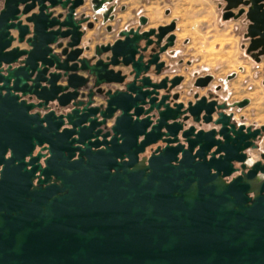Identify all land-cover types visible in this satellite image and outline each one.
I'll return each mask as SVG.
<instances>
[{
  "label": "water",
  "instance_id": "1",
  "mask_svg": "<svg viewBox=\"0 0 264 264\" xmlns=\"http://www.w3.org/2000/svg\"><path fill=\"white\" fill-rule=\"evenodd\" d=\"M112 1L89 0L90 20L75 12L85 0H0V104L15 125L1 146L0 264H264V156L246 163L264 126L228 112L248 99L178 102L182 77H161L160 61L175 21L141 31L140 17L82 45ZM223 2L264 59V0Z\"/></svg>",
  "mask_w": 264,
  "mask_h": 264
},
{
  "label": "rangeland",
  "instance_id": "2",
  "mask_svg": "<svg viewBox=\"0 0 264 264\" xmlns=\"http://www.w3.org/2000/svg\"><path fill=\"white\" fill-rule=\"evenodd\" d=\"M142 1L159 9L161 22L175 20L177 23L179 57L191 61L178 67V72L185 76L183 88H192L196 77L210 74L213 80L209 86L220 85L217 93L226 102L248 99L246 106L234 108L237 121L253 127L264 126V59L260 57L256 61L245 51L248 44L245 17H239L243 22L233 26L224 23L221 18L223 0ZM100 36L105 38L104 30ZM208 90L196 89L202 94ZM263 144L264 137L260 149ZM258 152H251L253 159Z\"/></svg>",
  "mask_w": 264,
  "mask_h": 264
},
{
  "label": "crops",
  "instance_id": "3",
  "mask_svg": "<svg viewBox=\"0 0 264 264\" xmlns=\"http://www.w3.org/2000/svg\"><path fill=\"white\" fill-rule=\"evenodd\" d=\"M111 5L113 6V12H112L113 19L103 22L101 20V17L98 16L97 22H95L94 27L91 30L85 29V34L81 39L82 45L88 44L90 48L93 49V47L96 45L111 43L117 38V34L119 31L130 27L135 28L138 25V18L142 15L145 16L148 20L147 26L143 29H148L150 27H157L159 25L167 24V22H161V15L158 13L159 9L157 7L147 6L148 4H146L142 0H113ZM221 7L223 9L224 2L221 4ZM54 11L63 12L60 10V8H56L54 9ZM83 11H85V15L90 16L91 18L95 16L90 10L89 0H85L84 5L77 8L75 12L77 14H80ZM164 11L166 14L168 13L167 9H165ZM135 12H139V13L135 15ZM223 21L224 23L232 26L235 25L237 22H243L242 18L229 19ZM109 27L111 28V31L108 30ZM176 28H177V23L175 22V30L173 31V34L175 36L174 45L168 49L167 53L161 56V59L165 60V62L170 65L171 67L169 71L170 76H172L173 74L182 75L185 81V76L183 75V73L178 72V67L179 65L180 66H183L185 64L188 65L189 63H191V61H189L188 58L179 57V49H180V46L178 44L179 32L176 30ZM103 30L105 32L104 39H102L100 36V33ZM183 83L178 87V89L183 88ZM214 87L215 86L213 87L209 86L207 87V90L213 89ZM191 89L192 91H196V89L193 88V86ZM181 95H182L180 97L181 99L189 98L185 96L186 95L185 93ZM234 117H235V113H234Z\"/></svg>",
  "mask_w": 264,
  "mask_h": 264
},
{
  "label": "flooded vegetation",
  "instance_id": "4",
  "mask_svg": "<svg viewBox=\"0 0 264 264\" xmlns=\"http://www.w3.org/2000/svg\"><path fill=\"white\" fill-rule=\"evenodd\" d=\"M140 17H144L145 19H146V22H145V24L144 25H142V26H140V29H141V31H147V30H149V29H157L159 26H165V25H167V24H169L171 21H173V20H171L169 23H167V24H163V25H159V26H157V27H150V28H148V29H143V28H145L146 26H147V18L145 17V16H140ZM139 17V18H140ZM139 18H138V25H139ZM90 20H92V18L90 19ZM137 25V26H138ZM136 26V27H137ZM131 28V27H130ZM133 28V27H132ZM175 30V29H174ZM109 31H111V28H110V30ZM172 34H173V32H172ZM174 35V34H173ZM175 41V40H174ZM164 42V41H163ZM163 44V43H162ZM174 45V44H173ZM169 48H171V47H169ZM168 48V49H169ZM168 49H167V51H168ZM167 51L165 52V53H167ZM165 53H162L161 54V56L163 55V54H165ZM161 56H160V61H164L165 62V60H162L161 59ZM170 65L169 64H167L166 62H165V66H164V68H163V70H162V74H161V77H168L169 79L170 78H173V77H175V76H181L182 77V80H181V82H180V85L183 83V81H184V77L182 76V75H177V74H173L172 76H170L169 75V71H170ZM198 77H200V76H198ZM198 77H196V78H198ZM213 77V76H212ZM195 78V79H196ZM213 80V79H212ZM194 82H195V80H194ZM194 82L192 83V86L194 87ZM212 82V81H211ZM210 82V83H211ZM210 83H209V85H210ZM179 85V86H180ZM208 85V86H209ZM178 86V87H179ZM207 86V87H208ZM178 87H176L173 91L174 92H178L179 93V99H178V102H187V101H189V100H193V94L194 93H198L200 96L201 95H205V96H207V98H208V100H216L217 101V103H222V102H224V103H227V104H230V103H228V102H226L225 100H223V98L217 93L218 91H220L221 90V86L220 85H216L213 89H209L208 90V92L206 93V94H200L199 92H197V91H192V89L191 88H182V89H178ZM207 87H205V88H198V89H206ZM194 88H196V87H194ZM197 89V88H196ZM186 94L185 96H187V97H189V98H187V99H181L180 97L182 96L181 94ZM210 93H212V96L211 97H209L208 96V94H210ZM5 106H7V105H5ZM234 108H231V109H228V112H232L233 113V119L237 122V123H243V122H241V121H237L236 119H235V117H234ZM10 115H11V117H12V108L9 106V109H7L6 107H3L1 104H0V159H1V154H2V152H1V146H2V142H3V136H5V138L6 137H8L7 139L10 141V142H12V139H13V135H12V132H13V130H14V128H15V125H14V122L12 121V119L10 118ZM244 124V123H243ZM245 126H250V125H246L245 124ZM251 128H255V127H253V126H251ZM14 133H15V131H14ZM263 137H264V132H262L261 134H260V136H259V138L256 140V143L258 144V147L257 148H255V149H253V148H249V149H247V151H246V163L249 165V164H251V163H253V162H257V161H262L263 162V160H262V158H261V156L263 155L264 156V144H263V149H260V142H262V139H263ZM259 150V152H258V156L256 157V158H252V156H251V152H255V151H258ZM9 149H8V151L4 154V158H8L9 157ZM2 166H3V164L2 163H0V172H1V170H2ZM234 166H237V165H234ZM258 167H259V165H258ZM14 173L15 172H12V171H10V179H11V183H12V181H13V177H14ZM237 173H235V174H233L230 178H226L225 180H227V182L228 181H230V179L233 177V176H235ZM0 178H1V174H0ZM32 184L34 185V186H36V179H32ZM254 184H255V182H254ZM249 196H251L250 194H249ZM249 204V203H248Z\"/></svg>",
  "mask_w": 264,
  "mask_h": 264
},
{
  "label": "bare ground",
  "instance_id": "5",
  "mask_svg": "<svg viewBox=\"0 0 264 264\" xmlns=\"http://www.w3.org/2000/svg\"><path fill=\"white\" fill-rule=\"evenodd\" d=\"M254 184V183H253Z\"/></svg>",
  "mask_w": 264,
  "mask_h": 264
}]
</instances>
